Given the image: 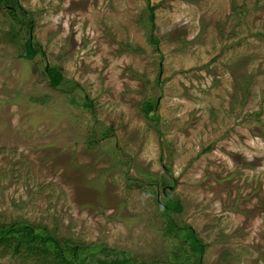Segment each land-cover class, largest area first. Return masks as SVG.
<instances>
[{
  "label": "rangeland",
  "instance_id": "1",
  "mask_svg": "<svg viewBox=\"0 0 264 264\" xmlns=\"http://www.w3.org/2000/svg\"><path fill=\"white\" fill-rule=\"evenodd\" d=\"M15 2L32 26L0 6V225L137 264H264V0H149L154 29L145 0Z\"/></svg>",
  "mask_w": 264,
  "mask_h": 264
},
{
  "label": "trees",
  "instance_id": "2",
  "mask_svg": "<svg viewBox=\"0 0 264 264\" xmlns=\"http://www.w3.org/2000/svg\"><path fill=\"white\" fill-rule=\"evenodd\" d=\"M145 1L147 2L149 14L148 20L151 28L154 29L155 9L150 5L149 0ZM0 6L8 7L7 12L18 25L24 26L27 24L28 27L32 26L31 18H27L28 22H25L26 11L20 10L15 0H0ZM17 11L20 12L22 17L19 16ZM151 43L157 46L158 40L152 38ZM39 51L40 45L33 42L31 37H28L24 44V53L20 57L33 60ZM45 76L52 89H57L63 81L61 71L54 66L46 68ZM155 104V101H147L145 103L144 111L146 116L154 110ZM163 206L166 218L171 213L179 214L182 212V205L176 201L165 200ZM168 233L179 238L181 241L180 246H182L183 250L186 249V246L190 249L191 255L188 258H192L193 255L198 258L203 254L205 245L198 239L192 229L177 228L173 222H170L168 224ZM183 245L185 246L183 247ZM2 249L11 251L12 258L20 255H35L47 261L48 257H52L54 259L53 262L56 264H137L126 252L112 251L104 246L85 247L81 244H71L63 240L59 242V240L47 233L44 228L39 229L27 223L0 225V250Z\"/></svg>",
  "mask_w": 264,
  "mask_h": 264
}]
</instances>
